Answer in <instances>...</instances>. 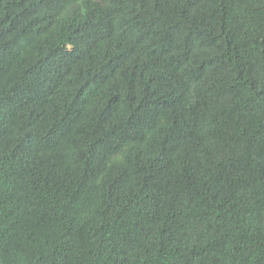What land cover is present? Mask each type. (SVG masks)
<instances>
[{
    "label": "trees",
    "instance_id": "1",
    "mask_svg": "<svg viewBox=\"0 0 264 264\" xmlns=\"http://www.w3.org/2000/svg\"><path fill=\"white\" fill-rule=\"evenodd\" d=\"M0 264H264V0H0Z\"/></svg>",
    "mask_w": 264,
    "mask_h": 264
}]
</instances>
